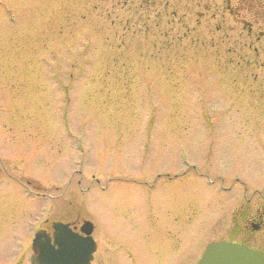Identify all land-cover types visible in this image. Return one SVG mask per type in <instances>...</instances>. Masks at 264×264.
Masks as SVG:
<instances>
[{"label": "rangeland", "instance_id": "374dc122", "mask_svg": "<svg viewBox=\"0 0 264 264\" xmlns=\"http://www.w3.org/2000/svg\"><path fill=\"white\" fill-rule=\"evenodd\" d=\"M223 1L0 0V264L46 201L148 264L168 210L183 257L264 205V56Z\"/></svg>", "mask_w": 264, "mask_h": 264}, {"label": "flooded vegetation", "instance_id": "af4514ba", "mask_svg": "<svg viewBox=\"0 0 264 264\" xmlns=\"http://www.w3.org/2000/svg\"><path fill=\"white\" fill-rule=\"evenodd\" d=\"M225 10L232 16L234 21H237L242 29H246V35L241 36L240 44L248 43L249 46L254 43H261L260 51L264 56V0H224ZM258 52L257 48H254ZM161 174H158V178ZM168 180L174 179L179 174L173 173L170 175L168 172L163 174ZM46 201V200H45ZM43 203V207L46 210H40L37 214L26 218V229H30L32 235L29 239L30 253L27 256V261L31 263V255L33 253V237L35 233L42 234L44 236L51 237L53 239L55 222H62L69 227L73 232L84 234L81 230L86 220L91 221V235L95 241L94 250L92 252V258L89 264H148L146 258V250L144 247L134 244H126L121 242H108L101 241L99 244V227L91 219L85 218L82 215V210H65L64 214L59 215L52 219L50 212L52 208L51 201ZM259 199H246L245 203L237 207L231 214V225L223 231V234L208 240L204 243L203 248L199 254H187L180 257V242H179V221L180 215L170 210L167 211V217L160 218V226L158 233L161 240L159 243H155V246L159 248H153L152 253L157 256V259L152 264H198L199 259L205 250L206 246L212 241H231L239 243L250 249L260 251L264 255V205H260ZM226 218V216H224ZM148 221L153 223V220L147 217ZM10 217L6 222L10 223ZM170 223V225H168ZM16 224L13 221L12 225ZM177 224V227L174 226ZM142 238L150 237V228H144ZM42 236V239L45 237ZM102 237V236H101ZM201 244V243H200ZM103 246V247H102ZM144 248V249H143ZM150 252V254H152ZM18 255V254H17ZM124 256L125 260L121 263L119 258ZM149 259H153L149 257ZM148 259V260H149ZM120 260V261H119ZM18 261V262H17ZM17 264L23 263L21 258H18ZM151 264V263H149Z\"/></svg>", "mask_w": 264, "mask_h": 264}, {"label": "water", "instance_id": "95a60500", "mask_svg": "<svg viewBox=\"0 0 264 264\" xmlns=\"http://www.w3.org/2000/svg\"><path fill=\"white\" fill-rule=\"evenodd\" d=\"M53 239L36 234L33 240L36 264H88L95 243L90 235L91 223L85 221L80 235L71 231L67 225L56 222L53 224ZM42 236L45 238L42 239ZM199 264H264V256L260 251L247 248L229 241L211 242L203 252Z\"/></svg>", "mask_w": 264, "mask_h": 264}]
</instances>
